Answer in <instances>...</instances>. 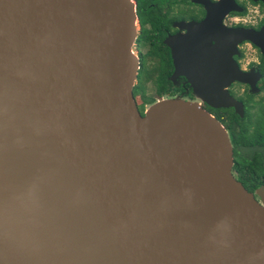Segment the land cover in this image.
<instances>
[{"label":"water","instance_id":"1","mask_svg":"<svg viewBox=\"0 0 264 264\" xmlns=\"http://www.w3.org/2000/svg\"><path fill=\"white\" fill-rule=\"evenodd\" d=\"M243 11L218 0L201 42ZM137 25L135 0H0V264H264V187L234 177L225 127L178 98L140 114ZM224 29L206 103L242 118L227 88L261 74L233 57L264 55V28Z\"/></svg>","mask_w":264,"mask_h":264},{"label":"flooded vegetation","instance_id":"2","mask_svg":"<svg viewBox=\"0 0 264 264\" xmlns=\"http://www.w3.org/2000/svg\"><path fill=\"white\" fill-rule=\"evenodd\" d=\"M161 1L162 0H158L157 11L165 19V23L160 26V29L164 34L162 39L164 47H160V51L159 53H156L157 55L155 54L156 59H154L153 62H159L162 58L170 60V74L167 78L169 85L163 90V94L159 97L156 94L153 82L144 84V86L137 91L135 95L133 94L137 101L138 110L141 115H144L146 107L149 106V104H143L142 96L147 97L144 93V89L148 84H151L157 99L178 98L188 101H196L200 104L202 109L214 115L215 111L225 108H214L207 104L206 101L202 102L200 100H196L192 94V84L195 83L197 86L200 84L203 85L201 88L208 99L214 95L219 96V86L224 80V72H220V69H224L221 68L224 66V28L242 26L250 27L259 31L264 25V2L263 0H235V2L244 9L245 14L243 16L247 14L248 7L253 6L258 7V11L263 13V17L260 20L252 21L249 19L247 21L246 19L238 18L243 16L235 15L236 12H231L221 19H218L219 17H217L215 23H212L206 29V41L203 44L199 37L202 34L201 23L206 20L209 9H214L218 0H163V3ZM138 27L139 36L142 29L139 20ZM188 37H190L189 41L191 42V45H186L185 47V40ZM214 38L215 40H213ZM166 40H170L172 45L168 46L165 43ZM195 43H199L202 48H200V53H198V51L197 53L194 52L193 49L194 46H196ZM135 44L136 51L138 52L137 57L139 60V71L141 68V56L148 53L149 49L136 40ZM243 45H250V47L256 49L255 46L248 42L242 43L239 46V49H241ZM205 46H209L207 50ZM142 49H145V51L143 52ZM257 51V53L260 54V51ZM205 52H207V56L205 55ZM262 57L264 58V56L260 57L257 55L258 64L255 66V70H257L260 74L261 68L264 66V60L261 59ZM233 59L243 71H248L252 68L249 64V66L247 65L246 67H243L242 52L239 56H234ZM203 61L206 62V65ZM142 62L144 61L142 60ZM261 80L262 77L256 82L259 90ZM137 84L138 79L136 81V85ZM238 85V83L234 82L229 86L228 90L232 97L240 101L238 98L242 96L235 94V91L233 90V88L236 86L238 87ZM206 93H209V95Z\"/></svg>","mask_w":264,"mask_h":264},{"label":"trees","instance_id":"3","mask_svg":"<svg viewBox=\"0 0 264 264\" xmlns=\"http://www.w3.org/2000/svg\"><path fill=\"white\" fill-rule=\"evenodd\" d=\"M136 13L141 33L136 41L149 49L140 59V70L137 72L138 84L133 88V94L139 91L144 84L153 82L157 96L163 94L168 87L170 74V60L162 58L155 61L156 53H159L163 45V37L160 26L165 19L157 11L158 0H135ZM163 3V0L161 1ZM245 12L235 13L243 16ZM141 45V46H142ZM156 54V55H155ZM167 57V54H166ZM264 60V58H261ZM142 60L144 62H142ZM260 90L264 93V66L261 68ZM238 99L244 106V116L239 117L232 108L220 109L214 112V117L225 127L228 132L232 148L234 164L232 173L236 180L249 191L255 192L264 187V94L258 101H253V95L244 93ZM143 104H152L154 99L142 96ZM254 110L251 113V110Z\"/></svg>","mask_w":264,"mask_h":264},{"label":"rangeland","instance_id":"4","mask_svg":"<svg viewBox=\"0 0 264 264\" xmlns=\"http://www.w3.org/2000/svg\"><path fill=\"white\" fill-rule=\"evenodd\" d=\"M253 1V0H252ZM263 17V13L262 12H259L258 11V7H253V6H249L248 7V11H247V14L245 15V16H243V17H238V18H242V19H246L247 21L249 20V19H251L252 21H254V20H260L261 18ZM227 29H233V30H237V29H244V30H253V31H257V30H255V29H253V28H250V27H242V26H238V27H232V28H229V27H226ZM262 29L264 28V25L261 27ZM261 30V29H260ZM258 32V31H257ZM136 33H137V36H138V33H139V27H138V25L136 26ZM190 40V37H188L186 40H185V47H186V45H191V42L189 41ZM244 42H248V43H250V44H252L253 46H255L252 42H250V41H248V40H245V41H243V42H241V43H239L238 45H237V47H236V49H237V51L239 52V55L241 54V52L243 53V59H242V64H243V67H246L248 64L252 67L250 70H248V71H243L239 66H238V64L236 63V65L238 66V68H239V70L240 71H242L243 73H249V75L251 74L252 76H255L256 74L255 73H257V70H255V66L258 64V58H257V55H259L260 57L261 56H264L263 55V53L261 52V49L259 48V47H257V46H255L256 47V49H253L252 47H250V45H243L242 46V48L241 49H239V46L242 44V43H244ZM195 45L196 46H194V52H196L197 53V51H198V53H200V45H199V43H195ZM193 46V45H192ZM205 48H206V50H207V48H208V46H205ZM257 50H259L260 51V54L259 53H257L258 51ZM132 51L134 52V54H135V56H137L138 55V52L136 51V44H135V42H134V45L132 46ZM142 51L144 52L145 51V49H142ZM205 55L207 56V52H205ZM236 56V55H235ZM234 60V59H233ZM204 62V61H203ZM204 64L206 65V62H204ZM248 65V66H249ZM261 79V76L259 77V79L258 80H260ZM257 80V81H258ZM256 81V82H257ZM234 82H236V83H238L239 85H238V87L236 86V87H234L233 88V90L235 91L234 93L235 94H237V95H240V96H243L245 99L247 98V96H244V90H245V92L247 91V93H249V94H252L253 95V101H255V102H258L262 97H263V91H261V90H259V91H257V92H254V93H252V88L250 87V85H247V84H245V83H240V82H238V81H233V82H231V84L232 83H234ZM255 82V83H256ZM230 84V85H231ZM201 85V84H200ZM203 86V85H202ZM256 87L258 88V86L256 85ZM229 88V87H228ZM228 88H227V90H228ZM259 89V88H258ZM192 94H193V96H194V98H196V100H200V101H202V102H205L206 100H207V97L205 96V94H204V91L202 90V88L201 87H198V86H192ZM228 92H229V90H228ZM144 93H145V95L147 96V97H149V98H153V99H155L156 101H160L161 99H157L156 98V96H155V94H154V89H153V86L151 85V84H148L146 87H145V89H144ZM230 94V93H229ZM234 95V94H233ZM234 96H236V95H234ZM216 98H217V96H216ZM234 98V97H233ZM134 100H135V102H136V105H137V101H136V98L134 97ZM148 107V106H147ZM147 107H146V109H147ZM146 109H145V111H146ZM254 110L255 109H253V110H251V113H253L254 112Z\"/></svg>","mask_w":264,"mask_h":264},{"label":"bare ground","instance_id":"5","mask_svg":"<svg viewBox=\"0 0 264 264\" xmlns=\"http://www.w3.org/2000/svg\"><path fill=\"white\" fill-rule=\"evenodd\" d=\"M132 53H133V55H135V54H136V53L134 54V52H133V51H132Z\"/></svg>","mask_w":264,"mask_h":264}]
</instances>
